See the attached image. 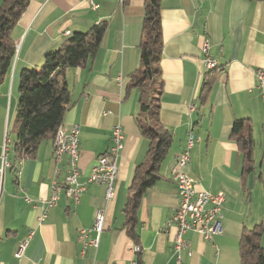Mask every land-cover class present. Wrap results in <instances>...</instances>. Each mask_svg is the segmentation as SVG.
<instances>
[{"label": "crops", "instance_id": "obj_1", "mask_svg": "<svg viewBox=\"0 0 264 264\" xmlns=\"http://www.w3.org/2000/svg\"><path fill=\"white\" fill-rule=\"evenodd\" d=\"M144 1L30 0L17 21L12 31L15 53L0 85V154L6 134L9 140V165L0 174V264H175L174 228L165 223L178 206L172 169L189 134L194 140L185 171L196 190L223 193V232L206 240L188 231L184 237L189 248L181 251L180 264H240L242 232L259 222L264 248V100L255 75L257 68H264V0H160L159 121L172 139L158 178L140 198L129 232L124 207L135 168L149 147L136 121L138 89L128 87L139 66ZM99 22L106 26L95 54L82 66L66 70L71 100L62 129L79 127L77 181L84 189L75 203L62 188L39 222L40 206L53 185L64 186L67 155L56 162L55 139L45 138L33 155L14 160L8 117L17 109L19 73L38 68L44 55L70 33L86 32ZM208 58L216 64L211 69ZM207 78L211 85L202 100ZM236 120L252 130L248 172L232 134ZM117 124L123 148L113 195L107 198L104 184L86 180L97 157L109 150L110 132ZM98 210L104 213L98 245L82 251L79 231L93 225Z\"/></svg>", "mask_w": 264, "mask_h": 264}, {"label": "trees", "instance_id": "obj_2", "mask_svg": "<svg viewBox=\"0 0 264 264\" xmlns=\"http://www.w3.org/2000/svg\"><path fill=\"white\" fill-rule=\"evenodd\" d=\"M29 1L2 0L0 5V85L15 53L12 31ZM105 26V22H99L86 32L70 33L56 50L44 55L38 68H23L20 71L18 104L11 125L14 160L33 155L41 140L56 139L57 133L61 132L63 117L71 100L66 70L82 66L88 57L95 54ZM139 49V66L131 73L128 87L138 89L136 121L141 134L149 139V147L144 161L135 168L124 207L130 233L140 198L158 178L159 163L172 139L159 121V96L162 92L159 65L162 50L160 0L144 1ZM210 85V78L202 83V100H205ZM232 134L242 150L244 171L248 172L252 169L251 126L236 120L232 125ZM262 226V222H259L242 232L240 264H264V248L260 243Z\"/></svg>", "mask_w": 264, "mask_h": 264}, {"label": "built area", "instance_id": "obj_3", "mask_svg": "<svg viewBox=\"0 0 264 264\" xmlns=\"http://www.w3.org/2000/svg\"><path fill=\"white\" fill-rule=\"evenodd\" d=\"M92 5L96 7V4ZM207 47L208 43L205 42L203 46L204 51L207 50ZM210 61L211 60L208 58L206 63ZM255 75L258 81L257 87L262 91L264 100V68H257ZM123 138L121 127L118 124L113 126L110 132V148L106 153L97 157L86 180V182L104 184L107 198H111L113 195V184L117 176V157L123 148ZM193 140V136L189 134L186 145L176 158L175 165L172 169V178L176 183L179 202L178 206L172 212L171 217L165 223V227L174 228L173 249L176 258L175 264H180L181 262V251L189 248V243L184 237L188 231H195L206 240L223 232L222 208L225 200L223 193L196 190L192 178L185 171L188 165ZM78 143L79 127L77 125L65 128L62 133H57L55 141H52V154L54 160L56 162L61 161L63 156L67 155V170L64 178V186L54 184L51 196L42 202L40 206L41 212L38 217L39 222L44 221L48 209L56 204L62 188H64V192L67 196L73 198L75 203L79 201V195L84 189V185L77 181L79 175L77 167ZM5 146L7 145H3L0 154V174L2 163H9V159H5L3 156V149ZM19 172V169L15 170L16 175H18ZM57 173L58 169L55 170V174ZM103 224L104 213L98 210L95 213L93 225L90 228H82L79 231V241L82 251L89 245L93 247L98 245L99 236L103 230ZM91 232L94 233L93 237H89V233ZM31 235L32 232H30L27 239L18 246L15 253L17 257L23 254ZM134 251H138V247H134Z\"/></svg>", "mask_w": 264, "mask_h": 264}, {"label": "rangeland", "instance_id": "obj_4", "mask_svg": "<svg viewBox=\"0 0 264 264\" xmlns=\"http://www.w3.org/2000/svg\"><path fill=\"white\" fill-rule=\"evenodd\" d=\"M17 88H18V85H16V88H15V91H17ZM13 112H15V110L13 111ZM11 113V115L8 117V124H9V126H8V130H9V133H10V137L11 138H13V133L11 132V125H12V122H13V120H14V118H15V115H14V113ZM53 140V139H52ZM9 140H8V135L6 134L5 135V138H4V143H3V145L5 144V145H7V142H8ZM2 148H3V146H2ZM53 155V154H52ZM6 159H8V156H7V154H6ZM3 173V171L1 172V174ZM106 196V195H105Z\"/></svg>", "mask_w": 264, "mask_h": 264}, {"label": "bare ground", "instance_id": "obj_5", "mask_svg": "<svg viewBox=\"0 0 264 264\" xmlns=\"http://www.w3.org/2000/svg\"><path fill=\"white\" fill-rule=\"evenodd\" d=\"M206 65H207V68H208V69H211V68H213L216 64L211 60L209 63H206ZM64 130H65V129H62L60 133H62ZM3 150H4V151H3V156H4V158L6 159L7 147L5 146V148H4ZM8 165H9V163H2V165H1V172H2L3 168H4L5 166H8Z\"/></svg>", "mask_w": 264, "mask_h": 264}]
</instances>
